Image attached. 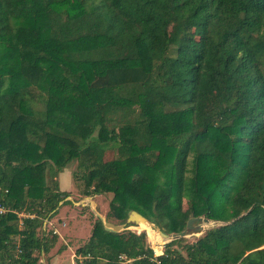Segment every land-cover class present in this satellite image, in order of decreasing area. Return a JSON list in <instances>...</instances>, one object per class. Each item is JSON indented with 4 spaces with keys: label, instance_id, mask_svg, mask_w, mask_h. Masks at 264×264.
Listing matches in <instances>:
<instances>
[{
    "label": "trees",
    "instance_id": "trees-1",
    "mask_svg": "<svg viewBox=\"0 0 264 264\" xmlns=\"http://www.w3.org/2000/svg\"><path fill=\"white\" fill-rule=\"evenodd\" d=\"M11 66L49 73L50 90ZM57 92L82 105L76 126L53 121ZM49 146L51 159L27 155ZM75 161L84 195L115 185L120 224L132 210L165 234L190 217L227 223L155 258L144 232L97 218L76 264H264V0H0V264L49 253L57 237L39 231L69 203L57 176ZM37 170L40 195L27 182L15 194Z\"/></svg>",
    "mask_w": 264,
    "mask_h": 264
},
{
    "label": "rangeland",
    "instance_id": "rangeland-1",
    "mask_svg": "<svg viewBox=\"0 0 264 264\" xmlns=\"http://www.w3.org/2000/svg\"><path fill=\"white\" fill-rule=\"evenodd\" d=\"M4 74L11 77L14 81L26 85H33L39 90L46 92L50 90V86L53 83L47 72H44L43 75H40L33 81L28 79L23 71L15 66L6 68ZM53 100L55 101L53 102V121L63 128L76 126L77 119L79 118L76 114L81 115L80 107L82 105L75 99L68 98L66 94L62 95L59 92L53 95ZM52 150L53 147L49 146V148L42 153H37V148L32 147L29 149V154L27 155L32 160L42 161L51 159L50 157L53 155ZM116 156V151L109 150L105 154V160H112L116 158ZM193 157V154L189 157L188 176L191 175ZM74 173L80 175L77 168V161L68 164L57 176L59 189L69 192V196L66 198L69 203H60L57 214L50 220L43 221V226L40 228L39 234L41 235L44 230L49 239H51L52 236H56L57 240L49 253H42L39 255V264H76V248L83 245L90 237L95 220L97 219L96 212L106 214L107 221L120 224L117 220L107 218L109 203L113 197L115 185L111 188V191L105 192L102 195L86 196L83 194L84 182L81 179H75L73 177ZM147 173L151 177L160 176L152 170L147 171ZM43 175V171L37 170L31 175L30 179H25L24 176L17 177L15 194L20 195L25 192V188H22L21 184L22 182H27L29 184L27 194L40 195L41 185H43ZM163 180V177L160 176L159 181L162 182ZM127 196L131 204L134 205L137 203L132 194L128 195L127 193ZM129 224L131 225L128 226L127 230H133L137 234L142 232L146 234L147 245L153 250L154 254L157 253L161 255V252L163 254L166 244L170 242L169 239L166 238L162 245H158L150 239V228H148L146 224L141 226L134 222H130ZM212 227H214L212 224L209 225L205 231ZM151 229L155 232H159V228L154 223ZM205 231L201 235H188L187 237H182L183 241L180 244H175L173 248L183 251V246L185 244L195 242L199 237L205 234Z\"/></svg>",
    "mask_w": 264,
    "mask_h": 264
},
{
    "label": "water",
    "instance_id": "water-1",
    "mask_svg": "<svg viewBox=\"0 0 264 264\" xmlns=\"http://www.w3.org/2000/svg\"><path fill=\"white\" fill-rule=\"evenodd\" d=\"M96 215H97V218L102 222L104 228L106 231H109V232H115V233H118V232H121L123 230H126L128 229V226L127 224L130 223V222H136L138 219L144 221V222H147L149 224H153L151 222H149L144 216H142L140 213L132 210L126 220L125 223L123 224H114L112 222H109L107 221L106 219V214H103V213H98L96 212ZM238 218V217H237ZM212 221L205 218V217H201V216H197V217H190L188 220H187V223H186V226L184 228V230H182L181 232H178V233H175V234H165L163 233L162 231L158 230L159 233L161 234L162 237L164 238H168L169 241H172V240H175V239H179V238H182V237H187L188 235H191V234H196V233H199L203 226L202 224L203 223H210L212 224L214 227L218 226V225H223V224H227V223H224V222H219V221ZM213 228V227H212ZM206 232V231H205Z\"/></svg>",
    "mask_w": 264,
    "mask_h": 264
},
{
    "label": "bare ground",
    "instance_id": "bare-ground-1",
    "mask_svg": "<svg viewBox=\"0 0 264 264\" xmlns=\"http://www.w3.org/2000/svg\"><path fill=\"white\" fill-rule=\"evenodd\" d=\"M135 223H138L140 226L141 225H145L146 224V226L148 227V228H150V239L152 240V242H155L156 244H158V245H162L163 244V242H164V240L166 239V238H164V237H162L161 236V234L159 233V232H155V231H153L151 228H152V225L151 224H149V223H147V222H144V221H142V220H140V219H138ZM209 225H211L210 223H203L202 224V226H203V228H202V230L199 232V233H194V234H191V235H201L204 231H205V229L209 226ZM190 235V236H191ZM168 239V238H167Z\"/></svg>",
    "mask_w": 264,
    "mask_h": 264
},
{
    "label": "built area",
    "instance_id": "built-area-1",
    "mask_svg": "<svg viewBox=\"0 0 264 264\" xmlns=\"http://www.w3.org/2000/svg\"><path fill=\"white\" fill-rule=\"evenodd\" d=\"M1 211H2V209H1ZM161 254H162V252H161ZM160 254H157V253H155L154 254V257L156 258L157 256H159ZM120 260H121V262H123V263H126V262H129L130 260H128L127 258H126V255H120Z\"/></svg>",
    "mask_w": 264,
    "mask_h": 264
},
{
    "label": "crops",
    "instance_id": "crops-1",
    "mask_svg": "<svg viewBox=\"0 0 264 264\" xmlns=\"http://www.w3.org/2000/svg\"><path fill=\"white\" fill-rule=\"evenodd\" d=\"M88 239H89V238H88ZM83 244H84V243H83ZM77 248H78V247H77ZM77 248H76V249H77Z\"/></svg>",
    "mask_w": 264,
    "mask_h": 264
}]
</instances>
